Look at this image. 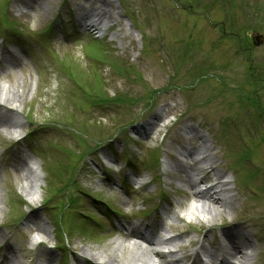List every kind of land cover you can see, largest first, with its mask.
Here are the masks:
<instances>
[{"label":"rangeland","instance_id":"1","mask_svg":"<svg viewBox=\"0 0 264 264\" xmlns=\"http://www.w3.org/2000/svg\"><path fill=\"white\" fill-rule=\"evenodd\" d=\"M6 1L0 0V18L13 25L8 29L0 24V86L21 96L16 105L26 120L16 134L0 127V226L21 228L10 220L11 215H23L26 207L53 197L55 191L75 194L79 190L116 205L114 209L121 213L139 208L134 192L120 193L134 191L128 188L135 187L134 181L123 186V173L117 180L111 169L103 178L90 169L85 157L97 144L119 135L124 139L118 147L129 144L128 157L146 176L158 174L159 169L154 170L158 158L160 176L155 183L167 193L165 199L174 211L172 231L184 228L186 221L206 228L211 223L235 224L237 230L257 239L253 264H264V0H179L184 4L176 12L161 0H38L26 2L27 9L25 0ZM17 1L25 8L23 17L13 16ZM92 8L102 14L107 29L99 39L77 25ZM250 31L262 38L260 46L251 45ZM99 100L109 108L94 111L92 104ZM159 106L168 113L147 137L138 127L131 129V124L150 118ZM184 125L205 136L214 171L227 180L230 193L225 195L232 196L234 203L231 212L221 211L211 221L193 215L189 207L194 200L179 193L185 188L179 182L180 165L188 166V160L178 154ZM25 131L30 139L22 145L14 142ZM118 147L115 155L101 148L99 157L94 155L100 163L97 167L112 165L118 158L122 161L126 153L120 154ZM29 149L35 151L30 177L35 186L26 197L22 193L27 191L26 182L20 178L24 173L17 171L14 160ZM127 175L134 178L130 171ZM74 200L76 209L96 221L98 215L86 198L77 193ZM236 220H245L248 229ZM71 224L75 229L63 224L71 236L65 243L68 261L74 256L79 263L89 258L105 264L97 256L109 258L117 244V257L128 256V242L121 232L105 227L89 235L79 231L78 221ZM88 224L93 226L92 221ZM45 225L48 234L40 239L47 245L58 244L55 229ZM217 233L215 228L199 237L180 235L175 244L198 238L213 252L218 247ZM20 240L14 238L12 243ZM25 250L33 252L32 244L26 242ZM60 259L64 257L52 258L51 264Z\"/></svg>","mask_w":264,"mask_h":264},{"label":"bare ground","instance_id":"2","mask_svg":"<svg viewBox=\"0 0 264 264\" xmlns=\"http://www.w3.org/2000/svg\"><path fill=\"white\" fill-rule=\"evenodd\" d=\"M33 2L36 3L38 0H27V2ZM26 6V2H25ZM98 19L103 21V16L99 12H92ZM21 96L17 92L10 93L9 91H6V89L2 86H0V108H8V106H14L12 108V111H16L19 109V106H17L16 102L19 100ZM0 126L1 127H13L16 128L17 126H14V122L12 123L9 121V119L6 116H0ZM201 144H204L205 142H200ZM201 151H206L202 147ZM180 152V151H179ZM201 152L204 157L202 156V163L208 162L210 159L207 157L206 153ZM207 168L210 170L209 173H212L217 179H220L221 174L214 171L213 163H210ZM193 169L190 167L188 169H184L182 167L180 174H182V182L184 183V186L188 189L187 192H184V195L188 200H194V203L190 204L189 210L192 212L193 215H196L197 217H202V219L211 221L213 217H216L220 214L221 211L231 212L234 209V203L231 199L232 197L225 196L226 192L229 191L228 188H226V183L217 182L216 187L211 186L210 189H204V190H195L194 185L191 184L189 181V171L191 172ZM27 172V173H26ZM25 174L20 175V178L23 179L26 182V189L27 191H22L24 196L29 197L32 194V189L34 188V183L31 180V175L33 176V172H31L30 169H27ZM35 192V191H34ZM225 196V197H224ZM1 210V209H0ZM212 228H214V224H210ZM34 229L36 230L37 234L45 235L46 230L44 227L35 226ZM124 232L123 240L125 242H128V245L126 246L128 256L126 258H119L117 256H120L117 254L118 250L120 249V246L117 244L116 248L113 250V255L109 256V258L103 257V256H97L98 259L104 260L107 264H164L161 261L155 262L153 258L160 259L161 253L154 249L152 247L153 244L157 243L154 239L145 238L141 233L136 232L133 228H121ZM229 235L234 237H242L244 244H246V247L253 246V242L251 240V236L247 233H244L242 231H233L228 234L221 233V247L219 249V252L215 254L216 256H219V258H216V260H211L215 258L216 256L212 254L208 250H203L202 253L205 255V257L209 258V261H211L212 264L216 263H224V264H248L252 260L254 261V254L247 253L246 251L241 250V246L239 244H234L230 241ZM172 239H167L166 242H163L162 244L169 245L171 244ZM102 249H106L103 247ZM104 253V251H102ZM16 253L13 250H10L7 253V262L6 264H22L21 257L15 255ZM168 257L173 258L175 260V264H182L181 262L183 260H186L187 258H190V256L185 255V257H182L181 259L176 256V251H171L167 253ZM224 255H227L229 257L228 260L224 258ZM122 256V255H121ZM44 258V260H43ZM52 257L45 256L42 257V259L36 260L32 264H46L48 263ZM231 259L233 261H231Z\"/></svg>","mask_w":264,"mask_h":264},{"label":"water","instance_id":"3","mask_svg":"<svg viewBox=\"0 0 264 264\" xmlns=\"http://www.w3.org/2000/svg\"><path fill=\"white\" fill-rule=\"evenodd\" d=\"M256 40H257V44L261 42L260 37H257Z\"/></svg>","mask_w":264,"mask_h":264}]
</instances>
